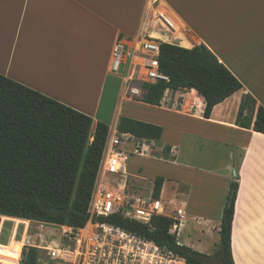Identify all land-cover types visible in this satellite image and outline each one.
Masks as SVG:
<instances>
[{
	"label": "crops",
	"instance_id": "1",
	"mask_svg": "<svg viewBox=\"0 0 264 264\" xmlns=\"http://www.w3.org/2000/svg\"><path fill=\"white\" fill-rule=\"evenodd\" d=\"M157 11L165 12L177 26L170 33L178 41L174 44L185 48L207 45L243 84L240 90L217 104L209 118L203 116L206 101L194 88L175 92L168 89L161 104L172 99L171 94L175 93L176 98L183 96L181 108L162 107L125 96L123 74L112 71L114 48L121 40L134 44L150 37L161 43L173 42L161 35V31H168L155 21ZM0 73L90 115L95 125L107 124L110 132L119 131L122 116L163 127V120L155 119L150 112H138L153 117L144 118L135 109L125 108L126 104L144 102L191 116L217 131L214 136H227L232 157L226 182L217 198L205 183L204 190L212 197H208L204 220H216L220 229L230 184L237 178L231 236L233 257L236 264H264V133L236 125L244 95L251 94L264 107V0H0ZM196 101H201V105ZM140 139L153 142L150 153L141 156L161 160L178 156L179 141L162 143V137ZM128 144L131 148L126 150L130 157L135 155L132 153L135 145L133 141ZM167 146L170 152L165 155ZM155 151L160 156L154 155ZM126 169L129 173L128 164ZM187 170L177 171L186 175ZM232 170L236 171L233 178ZM191 175L200 178V174L192 172ZM132 176L144 177L129 173L130 187ZM157 176L165 178L160 198L164 191L172 199L180 198L181 208L188 215L191 209L185 202L190 191L187 182L182 185L169 180L164 190L167 178L163 173ZM170 176V179L180 178ZM150 195L153 196V188ZM5 219L27 222L30 226L33 223L45 227L54 225L0 215V223ZM189 239L188 246L211 255L205 246ZM3 241L8 244L10 239ZM180 242L186 244L181 238ZM1 259L0 264L12 263L8 245Z\"/></svg>",
	"mask_w": 264,
	"mask_h": 264
},
{
	"label": "trees",
	"instance_id": "2",
	"mask_svg": "<svg viewBox=\"0 0 264 264\" xmlns=\"http://www.w3.org/2000/svg\"><path fill=\"white\" fill-rule=\"evenodd\" d=\"M159 68L169 81L144 83L142 100L161 105L165 92L194 88L206 101L203 116L243 87L242 82L205 44L185 48L162 42ZM255 116V119H254ZM65 103L0 73V215L75 228L84 226L110 128ZM236 125L264 133V107L243 96ZM118 130L139 138L160 140L163 127L122 116ZM165 155L170 146L164 149ZM165 178L154 179L153 197L160 198ZM238 193L231 182L223 209L216 257L236 264L232 253V224ZM231 201V205L228 203ZM154 241L162 249L203 264V256L169 233L174 219L155 215L150 223L130 221L118 214L95 218ZM22 264H44L38 249L25 250Z\"/></svg>",
	"mask_w": 264,
	"mask_h": 264
},
{
	"label": "built area",
	"instance_id": "3",
	"mask_svg": "<svg viewBox=\"0 0 264 264\" xmlns=\"http://www.w3.org/2000/svg\"><path fill=\"white\" fill-rule=\"evenodd\" d=\"M154 19L170 33L177 28L165 12L157 11ZM129 43L121 40L115 46L112 71L123 74L125 96L142 100L144 83L169 81V77L159 68V40L143 37L134 44ZM130 141L135 145L133 154L150 153L153 142L141 140L129 132L109 133L87 223L79 228L54 224L60 233L52 235V240L46 239L42 244L35 243L36 232L30 228L24 237L18 263L22 264L26 249L35 247L44 264H186L185 259L162 249L154 241L95 219L118 214L126 220L150 223L155 215L168 216L174 219L169 233L175 235L178 243L182 244L180 238L185 228V209L180 207L168 214L161 198L152 195L141 197L129 186L126 169L129 153L125 146ZM43 226L41 224L39 227Z\"/></svg>",
	"mask_w": 264,
	"mask_h": 264
},
{
	"label": "rangeland",
	"instance_id": "4",
	"mask_svg": "<svg viewBox=\"0 0 264 264\" xmlns=\"http://www.w3.org/2000/svg\"><path fill=\"white\" fill-rule=\"evenodd\" d=\"M160 33L161 35H164V37H168L172 40V43L178 42L173 39L170 32L164 33L161 31ZM171 98L172 99L167 100V102H162L160 106H169L180 110L183 96L180 95L176 98V94L172 93ZM190 105H193L192 102ZM127 107L129 109H135L137 115L139 114L141 117L153 118L138 113L150 112L155 115V119L163 120L164 134L160 142L163 143L171 140L173 142L179 141L180 143L177 157H170L169 159L161 160L158 157L155 159L153 157H146L138 154L130 156L127 162L129 173L136 172L137 174L144 176L139 179H136L137 177H131L130 184L132 191L141 197L143 196L146 198L150 196L155 176L159 174L161 175V173L165 174L167 178L164 190H166V186L170 181L182 185L183 182H187L190 191L188 198L184 201L189 203L191 211H189L188 215H184L185 228L182 231L181 240L187 245L190 236L189 240L195 241L196 244L200 246H205L207 251L211 255H214L218 250L220 238L218 234L219 225L215 224L216 220H204L205 217L203 214H207L208 211L206 206V203H208V197H212V195L207 193L204 188H207V185L210 192L213 190L211 193L215 194V198H217L222 192L223 183L226 182L225 176L228 173L227 166L231 163L230 157H232V154L230 153L232 147L226 143L229 138L225 135L214 136L217 134V131L212 127L200 124L195 118L186 114H176L174 112L166 111V109L163 108L146 105L144 102L141 104H126L125 108ZM126 110L124 112H126ZM156 145L159 146L160 144L156 142ZM125 147L131 148V145L128 144ZM154 155L160 156V152L155 151ZM180 168H183L185 171L188 169V173L185 175L183 171L178 172L177 170ZM190 171L195 174H200V178L195 179ZM231 173H233V178L235 171L232 170ZM170 174H172L173 177L176 175L180 178L170 179ZM213 177L215 178L214 185ZM169 198L167 192L164 191L161 200L166 204V213L172 214L176 209L181 207V202L179 203L180 198ZM39 226L41 225L36 223H33L32 226H30L27 222H19L14 219L3 220V222L0 223V262L2 260V253L7 249L8 245L10 259L12 260L11 264H18L22 248L21 240L30 228L32 229V232H36L34 239H36L35 243L39 244H42L41 242L46 239L52 240L54 238L52 235L57 236L60 233V231H58L53 225L48 224L46 227ZM51 232L52 234H50ZM7 238L10 239V242L4 244L3 239Z\"/></svg>",
	"mask_w": 264,
	"mask_h": 264
},
{
	"label": "water",
	"instance_id": "5",
	"mask_svg": "<svg viewBox=\"0 0 264 264\" xmlns=\"http://www.w3.org/2000/svg\"><path fill=\"white\" fill-rule=\"evenodd\" d=\"M236 173V171H235ZM228 205H231V201L228 203ZM199 259L202 260L203 264H224V262L221 259H217L214 255H203L199 256Z\"/></svg>",
	"mask_w": 264,
	"mask_h": 264
},
{
	"label": "bare ground",
	"instance_id": "6",
	"mask_svg": "<svg viewBox=\"0 0 264 264\" xmlns=\"http://www.w3.org/2000/svg\"><path fill=\"white\" fill-rule=\"evenodd\" d=\"M196 104H198V106L201 105V101H196ZM28 232H29V231H28ZM24 237H25V236H24ZM24 241H25V240L23 239V244H24Z\"/></svg>",
	"mask_w": 264,
	"mask_h": 264
}]
</instances>
